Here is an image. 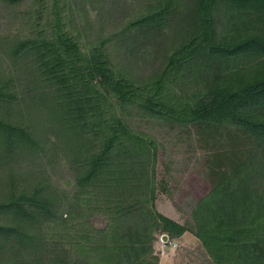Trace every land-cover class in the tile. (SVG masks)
I'll return each mask as SVG.
<instances>
[{
    "label": "trees",
    "instance_id": "16d2710c",
    "mask_svg": "<svg viewBox=\"0 0 264 264\" xmlns=\"http://www.w3.org/2000/svg\"><path fill=\"white\" fill-rule=\"evenodd\" d=\"M88 1L0 0V164L22 167L10 158L26 156L32 176L48 159L51 171L43 166L37 184L1 198L0 253L7 243L24 249L35 225L53 222L60 209L63 226L75 228L85 202L111 222L104 231L111 242L95 245L99 263L108 254L114 264H159L160 222L172 238L185 230L156 210L157 154L127 121L138 111L251 142L243 154L214 152L213 190L191 217L216 263L264 264V229L236 251L219 232H246L264 216V0H155L103 40L74 28L73 4L90 16ZM50 6L53 26L44 14ZM172 84L192 89L195 104L172 98ZM16 111L22 115L13 122ZM64 166L73 180L67 188L58 172ZM19 174L10 175L12 186ZM72 250H64V264H78Z\"/></svg>",
    "mask_w": 264,
    "mask_h": 264
},
{
    "label": "rangeland",
    "instance_id": "374dc122",
    "mask_svg": "<svg viewBox=\"0 0 264 264\" xmlns=\"http://www.w3.org/2000/svg\"><path fill=\"white\" fill-rule=\"evenodd\" d=\"M52 1L44 0L46 5ZM70 3L71 0L69 6ZM149 5L155 6V0H104L103 3L99 0H89L86 5V10L90 11L89 16L85 13V9L83 11L82 5L77 7L73 4L77 22L74 24V28L81 31L84 39L103 40L110 34L120 31L140 15L145 14ZM70 11L71 9L68 16H70ZM44 14L49 20V24L53 26V21L50 20V17L52 18L51 6L48 11L47 9L44 11ZM150 63L152 62L148 59L145 64L141 63L144 66L147 65L145 72L151 68ZM141 73V75H148L144 73V68ZM171 88L175 92L172 93V98H180L183 105L195 104L198 96L193 95L192 89L180 90L176 84H172ZM21 111L25 115V111L23 109ZM21 111L11 114L13 122H18L22 115ZM132 112H130L131 116L127 118L131 128L149 136L147 142L152 143L151 147L149 146L151 156L153 157L154 153L157 154L154 163L157 186L156 210L185 230L183 234L172 238L164 231V223L160 222L162 228L157 231V240L154 244V253L159 258V264H218L209 255L202 240L193 233L192 211L194 205L207 197L213 190L214 152L221 150L230 153L229 151L236 150L243 154L252 147L251 142L243 137H238L232 131L223 132L222 135L218 131L202 132L193 125H171L138 111ZM259 113L256 116L261 118ZM2 114L3 111L0 109V116ZM4 114L6 115L5 112ZM10 160H20L22 167L15 168L0 164V200L11 190L19 191L30 184H37V180L45 177L43 166L51 173L50 160L48 159L39 160L37 165L33 166L36 178L35 172L30 176V163L26 156L21 158L13 156ZM64 169H66L65 166L59 168L58 172L59 175L65 173L66 179L61 183V187L67 188L73 180ZM16 173H20L23 180L12 186L9 178L10 175ZM54 179L56 182L60 180ZM55 218L53 222L40 220L31 231L34 240L30 241L24 249L11 243L5 244V249L0 253V264H64V254H66L64 250L69 244L73 245L72 251H75V259L78 264H114L108 258V254L102 256L100 263L98 262L102 252L97 248L102 250L104 244L111 242L108 236L104 239V231L111 224L109 215L105 211L94 210L82 202L81 208L77 212L75 228L63 226L66 215L63 218L61 209L56 212ZM123 221L119 223L120 229L123 228ZM221 227L219 231L222 236L221 242L225 238L226 246L236 251L240 241L252 240L260 229H264V216L254 218L246 232H223V226ZM75 231H77L76 235H74ZM228 233L233 235L230 236ZM164 235L169 237L167 242L163 240Z\"/></svg>",
    "mask_w": 264,
    "mask_h": 264
},
{
    "label": "water",
    "instance_id": "95a60500",
    "mask_svg": "<svg viewBox=\"0 0 264 264\" xmlns=\"http://www.w3.org/2000/svg\"><path fill=\"white\" fill-rule=\"evenodd\" d=\"M168 238H169V237H168L167 235H164V236H163V240H164V242H167V241H168Z\"/></svg>",
    "mask_w": 264,
    "mask_h": 264
}]
</instances>
